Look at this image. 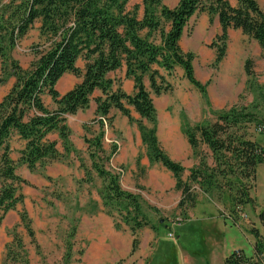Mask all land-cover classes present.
Returning <instances> with one entry per match:
<instances>
[{
    "label": "trees",
    "instance_id": "trees-1",
    "mask_svg": "<svg viewBox=\"0 0 264 264\" xmlns=\"http://www.w3.org/2000/svg\"><path fill=\"white\" fill-rule=\"evenodd\" d=\"M130 1L0 0L1 76L13 79L10 89L0 99V219L22 203L23 196L17 190L18 185L26 183L16 174L15 162L10 157L11 139L17 136L25 142L18 162L30 172L76 153L69 139L66 116L87 108L96 91L101 95L93 99L95 114L108 123L110 109L117 110L130 122L126 106L137 114L135 124L146 157L150 163L160 164L171 174L174 188L180 192L177 210L183 216L195 203L193 186L222 205L227 213L225 218L233 224L244 207L252 206L254 200L250 192L256 167L264 164V146L248 137V127L252 126L259 136L264 135V108L256 110L253 106L233 105L219 112L212 123L185 124L182 133L198 164L188 170L183 180L184 168L159 146L156 112L143 79L147 77L152 93L159 96L170 91L171 86L154 67L168 75L179 67L187 82L204 94L205 86L193 74V54L184 53L179 47L189 19L197 12L206 13L209 21L217 17L220 34L210 46L215 49L214 63L218 64L225 56L229 29L240 30L264 52V10L256 0H235L234 5L228 0H178L172 9L163 5V0H140L142 14L139 17V5L134 4L129 9ZM36 22L43 43L32 48L33 61L22 68L11 58V50ZM79 59L84 63L82 69L76 66ZM250 65L251 61L245 60L244 73L248 78L252 76ZM122 67L125 68L124 77L133 82L131 94L119 87L114 89L115 82L109 77ZM65 73L79 81L60 95L56 84ZM44 96L50 98L53 109L44 105ZM102 119L94 120L98 124L94 136H83L89 168L103 181L99 192L101 211L112 219L115 230L128 228L133 253L139 242L137 232L144 227L154 229V226L142 211L139 195L124 191L119 175L97 164L99 156L104 155ZM53 133L57 134L62 153L57 149V141L48 139ZM200 146L210 153V164L199 150ZM109 159L110 154L101 158L107 162ZM87 174L84 170L85 177ZM150 209L157 212L153 207ZM96 210L94 206L91 212ZM20 219L25 221L27 236L33 239L25 212ZM258 219L264 231V212L258 214ZM181 222L182 219L179 224ZM74 234L75 229L69 236L72 238ZM251 234L253 256L248 258L241 250H235L223 264H260V256L264 254V232L251 230ZM13 242L23 248L16 236ZM9 253L7 250L6 257ZM70 260L71 245L66 244L61 264H69Z\"/></svg>",
    "mask_w": 264,
    "mask_h": 264
},
{
    "label": "rangeland",
    "instance_id": "rangeland-1",
    "mask_svg": "<svg viewBox=\"0 0 264 264\" xmlns=\"http://www.w3.org/2000/svg\"><path fill=\"white\" fill-rule=\"evenodd\" d=\"M228 1L231 5L235 4V0ZM257 2L259 7L264 10V0H257ZM177 3L178 0H163V5L170 9ZM134 4L139 5L138 15L141 17L140 0H131L128 8L130 9ZM38 27L39 23H34L27 34L11 50V58L17 61L22 68L28 67L33 61L32 48L43 43ZM219 34L217 17L214 16L212 21H209L206 13L197 12L189 19L179 40L181 51L190 52L194 56L193 74L195 79L205 86L204 94L198 92L187 82L179 67L174 68L170 75L164 70L154 67L171 86L170 91L159 96L152 93L147 77L143 79L156 112V136L159 146L171 160L184 168L182 178L188 173L186 168H192L198 164V159L193 155L182 133L185 124L194 126L212 123L216 120V115L219 112L225 111L233 105L249 108L253 106L256 110L264 108V52L255 41L243 35L240 30L229 29L225 56L218 64H215V49L210 44ZM245 60L251 61L252 76L250 78L244 73ZM83 64L80 59L76 62V66L80 69L83 68ZM124 71L125 68L122 67L116 72L110 73L109 77L115 82L114 89L119 87L126 94H131L133 82L124 77ZM78 81L79 79L72 74L65 73L57 82L56 90L60 95H63ZM12 83V78L1 76L0 68V99L10 89ZM100 95L96 91L87 108L77 111L74 115L66 116V123L70 129L69 139L76 153H71L66 158L55 162L67 165V162L69 164L72 160H76L80 163V168H50L54 163L51 162L30 172L24 164L18 162V158L14 160L16 174L26 180V183L18 185L17 192L23 196L22 203L0 219V264H25V261L28 264H61L66 244L71 245L69 264H89L87 218L99 210L98 204L101 205L99 192L103 181L89 168L90 160L83 136L91 138L98 132V124L94 120L102 118L95 114L93 99ZM43 103L48 109L54 108L48 96L43 97ZM126 107L129 109L131 122L115 109L109 111V123L102 119L101 145L104 155L99 156L97 164L118 174L119 177L127 176L129 184L137 189V191H133V194L139 195L142 201V211L154 226V229L149 227L140 229L137 232L138 240L143 230H151L154 233L158 231L164 234L163 238L166 237L165 234H171L169 240L177 247V238L174 236V233H177L179 236L184 234L179 242L182 247L202 249L204 246L202 239L209 238L204 236L202 229L214 226L219 230L220 225H218L219 221L212 224V220H203L199 215L205 217L210 213L217 217L214 206H211L213 203L217 204L218 215L220 212L227 214L223 211L224 207L214 201L209 205V202L206 201L202 203L201 210L199 205L188 219L185 217H188L190 210H187L183 216L177 210V205L174 207L173 200L176 189L171 184L173 178L168 171H165L169 175L161 174L160 177H157L160 180V185L152 181V176L149 175L150 168L163 167L158 163L148 161L145 147L141 143L135 124L138 116L130 107ZM145 124L147 125V123ZM53 134L57 141V147L62 150L57 134ZM53 134L48 135L49 140L52 139ZM258 135L252 126L248 127V137L258 138ZM79 148H85V150ZM199 150H202L200 152L210 164L212 161L210 153L204 146H200ZM134 152H137L135 158L132 157ZM109 154L108 162L101 160L102 156L106 157ZM14 156L17 157V154L15 153ZM141 160H146L145 166L140 165ZM84 170L88 172L86 177ZM121 188L127 191L125 188ZM250 194L254 198L253 206L248 209L244 207L242 210L244 217L239 215L235 221L244 232L259 231V229H254L258 225L256 226V223L252 222V215L256 217L253 213L256 212L255 210L258 213L264 212V183L262 182L261 186L259 182L254 185ZM156 205L161 208H157ZM94 206L97 210L92 213ZM151 207H156L157 212H153ZM22 212H25L30 220L33 239H30L26 234L25 221L21 222ZM181 219V225L182 223L183 225L177 227L176 224H179ZM228 223L231 224L229 220ZM73 229H75V234L71 238L69 234ZM123 229L130 233L127 227L121 230ZM226 229L228 230L227 227ZM228 234L236 239L238 245L249 251L247 243L242 241L235 231L226 233L225 238ZM15 236L20 239L23 248L14 244ZM226 242L229 244L228 240ZM7 250L10 253L6 257ZM246 254L248 255V253Z\"/></svg>",
    "mask_w": 264,
    "mask_h": 264
},
{
    "label": "crops",
    "instance_id": "crops-1",
    "mask_svg": "<svg viewBox=\"0 0 264 264\" xmlns=\"http://www.w3.org/2000/svg\"><path fill=\"white\" fill-rule=\"evenodd\" d=\"M257 1V0H256ZM258 3V2H257ZM259 5V4H258ZM261 8V7H260ZM123 76V72H122ZM253 139H256L261 145L264 146V135L259 136L258 138L254 137ZM51 140H56L54 137V134L52 136ZM25 142L21 141L17 136H14L11 139L10 142V157L14 161L19 157V152L24 147ZM59 152H62L61 149L57 147ZM85 150V148H79ZM17 154V157L14 156V154ZM136 153L134 152L132 154V157H136ZM146 161V160H145ZM141 160L140 165L145 166L146 162ZM66 162V161H65ZM118 162V161H117ZM67 165L60 164L59 162H54L51 164L50 168H80V163L78 161L72 160L71 163ZM190 169V168H186ZM166 170L164 168H150L149 175L152 176V181H154L157 185H160V180L157 177H160V175L166 176L169 175L168 172H165ZM186 173V172H185ZM188 173L186 176H183V180H186ZM159 180V181H157ZM259 182V185L261 186L262 182L264 183V164H260L256 167V173H255V180L253 182L254 185H257ZM129 181V178L127 176L122 175L120 177V184L121 187L125 188L127 191L133 193V191H137L133 186H131ZM174 187L175 181L172 180L171 183ZM156 185V186H157ZM253 185V186H254ZM193 189L195 190V203L193 207H191L190 212L188 213V217L190 218V214L193 213L194 210L200 205V210L202 203H205L206 201L210 203L212 202L206 195H204L196 186H193ZM175 198L173 200L174 207L178 204L180 200V192L175 190ZM263 193L262 191L260 192ZM136 194V193H134ZM253 198V197H252ZM254 200V198H253ZM216 203V202H215ZM254 203V201H253ZM252 203V206H253ZM164 204V203H163ZM161 207L163 205L160 204ZM212 207L214 206L215 214H217V217H214L215 215L207 214L205 217H202L200 214L199 216L203 220H212V224L215 222H218V225H220V229L212 227H207L202 229V233H204V236H207L209 238H203V248H188V247H182L180 242V239L184 236V234H181L180 236L177 235V233H174L175 238H177L176 242L178 244V248L176 245H173L171 242V234L166 235L165 238H163L164 234H161L157 232H152L151 230H143L141 231L139 235V242L136 250L131 253V245H132V236L130 233L127 232L126 229L123 230H115L113 226V221L110 217L106 216L101 211V205L98 204L99 211L96 214H93L89 218H87V224H88V261L89 264H223L224 259L233 251L235 250H241L243 254L250 258L253 256V246H254V238L251 234V231L244 232L239 228V225L233 224L230 219L225 218V215H223L221 212L217 213V204H212ZM157 208L158 207L156 205ZM155 207V208H156ZM247 209L250 206H246ZM204 209V208H203ZM202 209V210H203ZM206 209V208H205ZM204 209V210H205ZM253 212L255 216L252 215V222L256 223V228L259 229V233L262 234L263 228L259 222L258 219V212ZM208 213V212H206ZM185 220V219H184ZM228 220L231 222L228 223ZM236 221V220H235ZM186 222V221H185ZM210 224V225H212ZM177 227H181L183 225L176 224ZM228 228V230L226 229ZM232 230L235 231L236 234L240 236L242 241L244 240L248 247L249 251H246L245 248H243L241 245H238L235 238H233L232 235L228 234L227 238H225V234L230 232L232 233ZM228 240L229 244L226 242ZM227 243V244H226ZM224 247V249H223ZM248 253V255L246 254Z\"/></svg>",
    "mask_w": 264,
    "mask_h": 264
},
{
    "label": "built area",
    "instance_id": "built-area-1",
    "mask_svg": "<svg viewBox=\"0 0 264 264\" xmlns=\"http://www.w3.org/2000/svg\"><path fill=\"white\" fill-rule=\"evenodd\" d=\"M242 214H243V212H241L240 215H242ZM242 217H244V215H242ZM260 264H264V254H261V256H260Z\"/></svg>",
    "mask_w": 264,
    "mask_h": 264
},
{
    "label": "water",
    "instance_id": "water-1",
    "mask_svg": "<svg viewBox=\"0 0 264 264\" xmlns=\"http://www.w3.org/2000/svg\"><path fill=\"white\" fill-rule=\"evenodd\" d=\"M161 222V221H160Z\"/></svg>",
    "mask_w": 264,
    "mask_h": 264
}]
</instances>
